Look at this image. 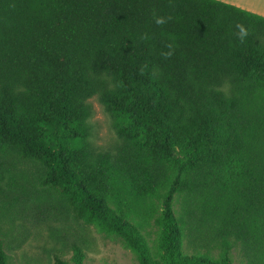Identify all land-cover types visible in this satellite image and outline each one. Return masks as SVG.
<instances>
[{
  "label": "trees",
  "instance_id": "trees-1",
  "mask_svg": "<svg viewBox=\"0 0 264 264\" xmlns=\"http://www.w3.org/2000/svg\"><path fill=\"white\" fill-rule=\"evenodd\" d=\"M93 96L112 150L90 137ZM17 189L138 264H235L234 249L264 264V15L221 0H0V196ZM53 258L86 264L79 244Z\"/></svg>",
  "mask_w": 264,
  "mask_h": 264
},
{
  "label": "rangeland",
  "instance_id": "rangeland-1",
  "mask_svg": "<svg viewBox=\"0 0 264 264\" xmlns=\"http://www.w3.org/2000/svg\"><path fill=\"white\" fill-rule=\"evenodd\" d=\"M90 102L93 108L90 137L100 148L112 150L119 143V138L111 115L97 97H91ZM28 180L20 179L19 183L30 188ZM20 193L17 189L6 197L0 196V206H11V214L15 218L12 226L2 222L7 224L3 226L4 233L12 240L9 264H49L55 254L70 259L74 244L83 246L86 264H138L133 251L117 237L103 232L96 225H86L69 218L49 195L29 194L19 200ZM205 240L198 237L195 244L204 247L207 244ZM188 250L190 248L186 244ZM212 254L217 258L220 252L215 250ZM231 256L235 264H249L238 249H234Z\"/></svg>",
  "mask_w": 264,
  "mask_h": 264
},
{
  "label": "crops",
  "instance_id": "crops-1",
  "mask_svg": "<svg viewBox=\"0 0 264 264\" xmlns=\"http://www.w3.org/2000/svg\"><path fill=\"white\" fill-rule=\"evenodd\" d=\"M229 4L264 15V0H221Z\"/></svg>",
  "mask_w": 264,
  "mask_h": 264
},
{
  "label": "clouds",
  "instance_id": "clouds-1",
  "mask_svg": "<svg viewBox=\"0 0 264 264\" xmlns=\"http://www.w3.org/2000/svg\"><path fill=\"white\" fill-rule=\"evenodd\" d=\"M165 21L163 18L157 19L156 23L157 24H163ZM238 28V32H237V36L240 39L241 42H243V40L245 39V37L247 36V30L242 26V25H237ZM167 55H171V53H168Z\"/></svg>",
  "mask_w": 264,
  "mask_h": 264
}]
</instances>
